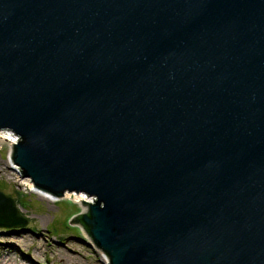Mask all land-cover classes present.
<instances>
[{"label": "water", "instance_id": "water-1", "mask_svg": "<svg viewBox=\"0 0 264 264\" xmlns=\"http://www.w3.org/2000/svg\"><path fill=\"white\" fill-rule=\"evenodd\" d=\"M0 131L110 264H264V0H0Z\"/></svg>", "mask_w": 264, "mask_h": 264}, {"label": "rangeland", "instance_id": "rangeland-1", "mask_svg": "<svg viewBox=\"0 0 264 264\" xmlns=\"http://www.w3.org/2000/svg\"><path fill=\"white\" fill-rule=\"evenodd\" d=\"M11 150L0 142V191L15 200L29 223L24 228L0 227V264H7L5 259L16 264H110L103 262V252L84 227L74 222L85 208L66 196L52 203L31 192L20 168L8 163Z\"/></svg>", "mask_w": 264, "mask_h": 264}, {"label": "bare ground", "instance_id": "bare-ground-1", "mask_svg": "<svg viewBox=\"0 0 264 264\" xmlns=\"http://www.w3.org/2000/svg\"><path fill=\"white\" fill-rule=\"evenodd\" d=\"M16 140H17L16 137L11 132H8V131H1L0 132V142L8 143L12 147L15 144ZM8 163L12 169H14V170L17 169V166H15L12 162L11 155H10V159H9ZM25 182H27V184L30 186V191L39 195L41 198L48 200L52 203H55L56 201L59 200L58 197H55V196H53V195H51L45 191L37 189L29 179H26ZM66 198H70L80 205H83L84 201L90 200V198H88L84 194H70V193H68V194H66ZM5 261L7 264H16L15 261H13V260L5 259ZM103 262H109V258L107 257L106 254H104V256H103ZM29 263L30 264H38V262L36 260L30 261ZM2 264H3V262H2Z\"/></svg>", "mask_w": 264, "mask_h": 264}, {"label": "built area", "instance_id": "built-area-1", "mask_svg": "<svg viewBox=\"0 0 264 264\" xmlns=\"http://www.w3.org/2000/svg\"><path fill=\"white\" fill-rule=\"evenodd\" d=\"M16 139H17V140H16V142H15V143H17V142H18V139H19V138H18V137H16Z\"/></svg>", "mask_w": 264, "mask_h": 264}]
</instances>
